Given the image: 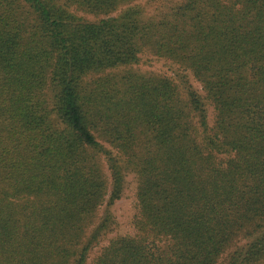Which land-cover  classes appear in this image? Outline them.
Returning a JSON list of instances; mask_svg holds the SVG:
<instances>
[{
    "label": "trees",
    "instance_id": "1",
    "mask_svg": "<svg viewBox=\"0 0 264 264\" xmlns=\"http://www.w3.org/2000/svg\"><path fill=\"white\" fill-rule=\"evenodd\" d=\"M137 1L0 0V264H264V0Z\"/></svg>",
    "mask_w": 264,
    "mask_h": 264
},
{
    "label": "rangeland",
    "instance_id": "2",
    "mask_svg": "<svg viewBox=\"0 0 264 264\" xmlns=\"http://www.w3.org/2000/svg\"><path fill=\"white\" fill-rule=\"evenodd\" d=\"M158 3L159 2H157V0H138L132 5H128L121 8L118 14H120L122 11H125L129 7L138 6L143 9V12L146 17L153 16L155 13H157L161 5ZM84 17L89 20H96L94 16L84 15ZM127 71L137 72L146 75H151V74L167 75L169 77H175V79H178V77L176 76L178 72L173 66H171L170 63L147 53L141 55L140 62L137 65L124 67L118 70L107 71V74L123 73ZM189 80L193 83L196 89L198 90L201 89L199 83H197L190 75H189ZM212 120H213V113L212 111H210L209 122H212ZM136 206H137L136 181L133 175H129L127 178V183L123 198L111 208V212L116 217L117 225L114 229V232L108 234L106 238L103 240L102 246L103 245L105 246L111 240L116 239L118 237H123V236L133 237L137 235V228L135 224ZM104 211H105V207L101 209V213H103ZM97 252L98 250H95L92 257H95L97 255Z\"/></svg>",
    "mask_w": 264,
    "mask_h": 264
}]
</instances>
